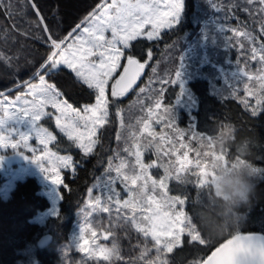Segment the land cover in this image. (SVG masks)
<instances>
[{
    "label": "snow or ice",
    "instance_id": "obj_1",
    "mask_svg": "<svg viewBox=\"0 0 264 264\" xmlns=\"http://www.w3.org/2000/svg\"><path fill=\"white\" fill-rule=\"evenodd\" d=\"M248 2L251 4L253 0ZM258 2L264 6V0H258ZM33 8L35 9V5ZM36 11L39 15L38 10ZM182 11L183 0H150V2L104 0L85 18L83 23L87 26L81 25L74 30V33L79 31L80 34L75 35L71 44L66 39L53 38L50 35L48 37L49 53L33 73V77L39 80V84L26 83L27 93L16 97L14 101L3 99L5 94L0 92V125L11 119H30L34 126L33 135L43 148L37 150L31 146L30 141L33 135H21L19 139H12L3 133H0V148L11 147L17 150L26 149L31 153L42 152L43 155H32V159L56 185L61 186L63 181L59 169L71 167L73 160L71 156L57 155L48 147L57 140V136L40 121L53 120L55 127L67 137L68 141L81 149L85 156L91 154L98 143V130L108 123L110 104L127 95L137 85L145 68V64L141 63L139 57L151 55L145 51L143 41L154 40L159 36L161 28L171 29L178 24ZM40 19L42 21L43 17ZM42 27L47 31V25ZM261 32L264 33V27L261 28ZM108 33L110 36L106 35ZM237 36L254 41V38L246 32H237ZM259 51L260 54L257 55L256 49H251V58L264 62V44L260 46ZM63 69H71L74 81L86 86L95 94V103L84 106L83 112L74 108L68 100L64 99L63 92L45 78H50ZM242 75L248 76V73L243 72ZM175 77V81L169 82L178 83L181 80V72H175ZM261 87L264 88V84ZM143 91L144 89L140 88V92ZM163 91L164 89L161 88V92ZM258 103L264 104V97ZM160 106V101L157 100L155 108L159 109ZM170 111L165 109V116H168ZM155 114L154 109H149V116H155ZM252 114L259 113L253 110ZM117 115L119 116L120 113L117 112ZM175 118L173 115L172 120L163 121L165 126L170 127ZM121 122H123L122 117ZM150 127V123L142 121L141 135L148 133L149 136L155 137L156 134L149 131ZM160 140L163 142L164 137L161 136ZM152 146L150 140L143 147L146 150ZM182 147L187 146L182 145ZM155 148L159 156L160 144L157 143ZM125 151L135 157L132 174L126 171L129 165L124 159L116 165L109 163V173L115 174L109 175L107 181L103 183L101 195L93 197L91 195L93 190H89L88 203L80 211L86 217L96 212H110L108 204L101 203L102 196L106 194V200L114 203L119 213L121 201L114 187L119 183L130 194L129 199L122 202L123 208L130 210L120 217L122 224L130 225L142 235L145 242L151 239L158 253L162 251L171 253L174 247L182 243L181 237L185 234L187 243L190 245L197 247L208 245L210 241L202 235L191 217L182 210L186 203L185 198L167 195L166 182L173 178L169 169L165 167V175L159 181L152 179L148 170L157 165L155 162L144 163V151L141 150V145L135 143L131 149H125ZM163 155L168 156L169 151H164ZM207 155L204 153L203 157ZM186 165H192L195 169L192 175L196 177L194 181L196 187L202 190L198 194L200 202L212 174L208 172L207 163L200 153L196 154L194 160H189L188 153L185 152L174 177L180 182H184L181 173L187 171ZM138 181L141 183L134 190L131 186L137 185ZM149 184H151V190ZM157 188L164 194L161 199L157 198ZM177 205L181 206V210L176 211ZM178 224L181 227L177 228ZM85 232L91 234L95 244L96 231L92 229L91 224H86L81 229V236L77 243L82 251L85 250L83 245L88 244V241L84 239ZM96 251L99 252L97 258H102L104 261H110L113 257L122 259L115 246L107 249L97 245ZM147 251L145 247L141 258ZM89 255L95 256V252H90ZM157 259L160 260V257L157 256ZM146 264H152V261H147ZM160 264H167V261L160 260ZM194 264H264V234L245 235L236 231L231 238L219 243L214 250H211L206 258L198 259L194 261Z\"/></svg>",
    "mask_w": 264,
    "mask_h": 264
},
{
    "label": "rangeland",
    "instance_id": "obj_2",
    "mask_svg": "<svg viewBox=\"0 0 264 264\" xmlns=\"http://www.w3.org/2000/svg\"><path fill=\"white\" fill-rule=\"evenodd\" d=\"M132 2H135V0H132ZM145 2H150V0H145ZM184 5L185 0H183V11L179 23L171 29L161 28L159 36L154 40L163 37L164 32L178 28L183 19ZM198 5V12L192 21L191 31L174 38L165 47L164 53L162 52V60L159 57L157 60L155 58L156 54L151 53L143 62L145 72L139 84L127 95L109 106L108 123L112 124L110 119H112L113 114H115V121H117L116 147L110 163L116 165L120 163L121 159H124L129 165L126 171L130 175L132 174L135 157L126 152L125 149H131L135 143H139L141 150L144 151V163L155 162L157 165L148 170L152 179L159 181L165 175V167L169 169V173L173 178L166 182L167 185L170 181L177 180L174 177L180 168L185 152L188 153L189 160H194L196 154L200 153L207 163V170L210 174H212L210 163L213 160L227 161L226 153L218 151L215 144L212 143L213 138L201 135L195 129L193 111L197 107V100L188 85L191 79L195 77L207 79L213 93L221 96L237 97L256 110H260L262 107V103H258V101L264 97V88L261 87L264 84V79H261L264 77V62L251 58L250 50L256 49L257 55L260 54V46L263 44L261 35L264 34L261 32V28L264 27V14H262L264 6L258 0H253L251 4L248 0H198ZM82 26H87V24L84 23ZM179 31L181 30L179 29ZM237 32L249 33L254 41L237 36ZM79 34V31L73 32L67 40L68 43L71 44L75 39V35ZM106 35L110 36V33ZM177 71L181 72V80L178 83H170L169 81H175V72ZM243 72H247L248 76L242 75ZM48 82L53 84L49 80ZM28 83L39 84V80L35 79ZM174 86L177 87V94L173 101L168 103L165 100V94L169 87ZM140 88H143L144 91L140 92ZM161 88L164 89L163 92H161ZM27 91L28 88L24 86L17 94L4 95L2 98L14 101L16 97L24 96ZM64 99H66L65 96ZM109 99L112 98L109 96ZM157 100L160 101L161 105L159 109L155 108ZM127 101L129 102L125 104ZM94 103L95 101L81 107L70 104L83 112L84 106ZM149 109L155 110V116H149ZM165 109L171 110L168 116H165ZM117 112L120 113L119 116ZM173 115L176 118L172 121L171 126H165L163 121L172 120ZM121 117L123 122H121ZM142 121L150 123L149 131L154 132L155 137L149 136L148 133L141 135ZM43 122L53 123L55 127L53 120L44 119L40 121L42 125ZM102 128L98 130L97 137ZM33 130L34 126L31 120L27 118L11 119L0 125V133L9 135L12 139H19L21 135H33ZM56 130L59 132L57 128ZM50 131L57 135L52 130ZM161 136L164 137L163 142L160 140ZM150 140L153 146L145 150L143 146L148 144ZM53 143L48 146L53 152L59 156H70L55 151L52 148ZM157 143L161 146L159 156L155 148ZM30 144L37 150L43 148V145L39 144L34 135ZM182 145L187 147H182ZM164 151H169V155L164 156ZM204 153L208 155L203 157ZM32 155H43V153L40 151L31 153L26 149L17 150L11 147L0 148V175L4 177L0 193L2 197L6 198L17 181L32 176L37 177L41 185L40 194L44 195L49 201V207L44 211H40L33 219L34 222L40 225V235H43L50 233L48 221L58 215L61 202L60 189L64 185L65 175L74 173L76 164L71 156L72 166L59 169L63 184L58 186L32 159ZM186 168L187 171L181 173L184 181L188 180L194 183L196 177L192 175V172L195 169L192 165H186ZM114 174V172L109 173L107 171L104 176L94 183L91 188L93 190L91 195L93 197L101 195L103 183L107 181L109 175ZM140 183L138 181L137 185L131 187L135 190ZM114 187L121 201L120 212L116 211L114 203H109L106 200V194L102 196L101 203L108 204L110 212H96L86 217L79 210L70 239L52 248V252L55 251L57 254L56 261L58 264H146L147 261H152V264H160V260L167 261V264H169L168 252L158 253L151 239L145 242L142 235L137 233L130 225L122 224L120 217L130 212L129 209L123 208L122 202L129 199L130 194L119 183ZM149 189L151 190V184H149ZM156 194L158 199L163 198L164 194L159 188L156 189ZM167 195L176 197L169 194L168 190ZM88 200L89 192L81 208L86 207ZM179 210H181V206L177 205L176 211ZM182 210L188 215L186 204ZM86 224H91L92 229L96 231L95 244H93L91 234L85 232L84 239L88 241V244L83 245L85 250L82 251L77 243L81 236V229ZM176 227L179 228L181 225L178 224ZM184 236L181 237V240ZM97 245L107 249L115 246L122 259L113 257L110 261H104L102 258H97L99 257V252L96 251ZM37 247V241L30 244L22 252L18 264H36ZM145 247L148 251L141 258ZM90 252H95V256L89 255ZM157 256L160 257V260L157 259Z\"/></svg>",
    "mask_w": 264,
    "mask_h": 264
},
{
    "label": "trees",
    "instance_id": "obj_3",
    "mask_svg": "<svg viewBox=\"0 0 264 264\" xmlns=\"http://www.w3.org/2000/svg\"><path fill=\"white\" fill-rule=\"evenodd\" d=\"M104 0H0V92L15 95L26 83L35 80L33 73L49 53L48 37L66 39L73 34L85 18ZM35 5V9L33 8ZM198 0H185L183 19L177 29L164 32L160 39L144 40L143 47L148 53H155L156 59H163L162 52L174 38L190 32L194 16L198 12ZM39 15H37V11ZM40 17H43L41 21ZM42 25H47V31ZM179 29L181 31H179ZM143 39V38H141ZM264 44V34L261 35ZM164 53V52H163ZM149 55L139 57L144 62ZM60 89L65 98L76 107L95 101V94L73 79L71 69L46 77ZM197 100L193 111L195 129L201 135L213 138L222 122H232L238 128V136L257 140L259 143L250 157L256 164L264 166V104L258 115H253V107L237 97L221 96L213 93L207 79L195 77L188 83ZM177 94V87H169L165 100L170 103ZM127 101L125 104H127ZM110 122L98 134V143L93 152L87 156L68 141L64 134L58 132L53 123L43 125L57 134L52 148L62 154L72 156L76 168L74 173H67L64 185L60 189L61 202L58 215L49 219L48 228L53 235L50 246L44 249L37 247L36 264H58L57 254L52 248L70 239L78 211L84 204L89 190L95 182L104 176L116 147L115 114ZM235 154V148L229 150L227 158ZM4 177L0 175V188ZM66 186V187H65ZM41 185L37 177L32 176L16 182L9 195L4 198L0 193V264H18L22 252L38 242L41 229L33 219L49 207L48 199L40 194ZM168 193L181 196L186 200V212L193 223H203L206 229H198L210 241L205 246H194L187 243V236L182 243L168 254L169 264H194V261L205 258L219 243L231 238L236 231L243 233L264 234V199L246 210L244 221L226 236L214 238L204 231L214 228L216 221L212 211L208 192L199 202L198 189L191 181L172 180L167 187ZM197 210L199 212L198 219Z\"/></svg>",
    "mask_w": 264,
    "mask_h": 264
},
{
    "label": "clouds",
    "instance_id": "obj_4",
    "mask_svg": "<svg viewBox=\"0 0 264 264\" xmlns=\"http://www.w3.org/2000/svg\"><path fill=\"white\" fill-rule=\"evenodd\" d=\"M238 128L232 122H222L213 136L216 149L229 155L235 148V154L225 160H213L210 163V182L206 188L216 221L211 230L204 231L214 238L223 237L237 229L244 221L246 210L264 199V166L256 164L250 157L258 141L251 137L240 138ZM197 216L199 212L197 210ZM206 229L203 223L197 225Z\"/></svg>",
    "mask_w": 264,
    "mask_h": 264
},
{
    "label": "water",
    "instance_id": "obj_5",
    "mask_svg": "<svg viewBox=\"0 0 264 264\" xmlns=\"http://www.w3.org/2000/svg\"><path fill=\"white\" fill-rule=\"evenodd\" d=\"M141 63H143V62H141ZM144 72H145V68H144V70H143V72H142V74H141L139 80L137 81V85L139 84L140 80L142 79V77H143V75H144ZM137 85H136V86H137ZM136 86H134V88H135ZM134 88H133V89H134ZM243 234H245V235H247V234L262 235L263 233H243ZM52 241H53V235H52L51 233H46V234H43L42 236H40V238L38 239L37 245H38V247H39L40 249H44V248H47L48 246H50L51 243H52ZM214 249H215V248H214ZM214 249H213V250H214ZM209 254H210V253H209ZM209 254H208V255H209ZM206 257H207V256H206ZM206 257H205V258H206Z\"/></svg>",
    "mask_w": 264,
    "mask_h": 264
},
{
    "label": "bare ground",
    "instance_id": "obj_6",
    "mask_svg": "<svg viewBox=\"0 0 264 264\" xmlns=\"http://www.w3.org/2000/svg\"><path fill=\"white\" fill-rule=\"evenodd\" d=\"M64 246V245H63Z\"/></svg>",
    "mask_w": 264,
    "mask_h": 264
}]
</instances>
